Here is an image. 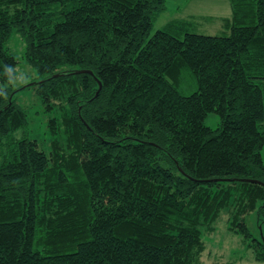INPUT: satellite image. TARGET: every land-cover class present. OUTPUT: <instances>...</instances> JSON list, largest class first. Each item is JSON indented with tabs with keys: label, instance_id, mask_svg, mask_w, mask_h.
Segmentation results:
<instances>
[{
	"label": "trees",
	"instance_id": "trees-1",
	"mask_svg": "<svg viewBox=\"0 0 264 264\" xmlns=\"http://www.w3.org/2000/svg\"><path fill=\"white\" fill-rule=\"evenodd\" d=\"M229 4L222 35L149 37L165 0H0V264H201L231 203L264 261V0ZM13 34L59 114L47 152L15 135Z\"/></svg>",
	"mask_w": 264,
	"mask_h": 264
},
{
	"label": "rangeland",
	"instance_id": "rangeland-1",
	"mask_svg": "<svg viewBox=\"0 0 264 264\" xmlns=\"http://www.w3.org/2000/svg\"><path fill=\"white\" fill-rule=\"evenodd\" d=\"M231 8L229 0H165V10L154 20L149 33L151 37L157 30L174 20L189 19L185 24V29L189 33L202 35H222L225 33L222 27V19L229 17ZM181 36L182 32L176 31ZM6 48L17 61L16 75L10 82V87L14 90L15 102L25 111L27 117V127L16 132V137L27 135L35 139L43 151L47 152L48 143L53 137L48 127L51 118H58L59 114L46 112L44 105L36 93L34 83L40 80L35 71L23 60L24 44L17 34H13L7 42ZM184 84L179 88L182 94H189L195 90V85ZM55 107V105H54ZM219 120L216 114L211 113L205 119V125L216 129ZM61 129V127H59ZM62 138V136H60ZM264 159V149L262 150ZM235 205L231 203L229 211H223L218 218L214 230L204 236L207 249L201 257V264H264V261L257 262L253 254L245 249L243 240L239 235L228 230L231 221V214ZM238 216H242L239 214ZM248 227L256 234V224L254 222L255 213H247L243 216ZM242 218V217H241Z\"/></svg>",
	"mask_w": 264,
	"mask_h": 264
},
{
	"label": "water",
	"instance_id": "water-1",
	"mask_svg": "<svg viewBox=\"0 0 264 264\" xmlns=\"http://www.w3.org/2000/svg\"><path fill=\"white\" fill-rule=\"evenodd\" d=\"M81 72H85V71H77L76 73H81ZM90 73V72H89ZM99 84V83H98ZM99 86V89H100V84L98 85ZM98 89V90H99ZM240 181H248V182H254V183H257L255 181H252V180H240Z\"/></svg>",
	"mask_w": 264,
	"mask_h": 264
},
{
	"label": "crops",
	"instance_id": "crops-1",
	"mask_svg": "<svg viewBox=\"0 0 264 264\" xmlns=\"http://www.w3.org/2000/svg\"><path fill=\"white\" fill-rule=\"evenodd\" d=\"M182 20H187V21H189V19H182Z\"/></svg>",
	"mask_w": 264,
	"mask_h": 264
}]
</instances>
